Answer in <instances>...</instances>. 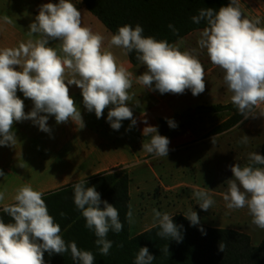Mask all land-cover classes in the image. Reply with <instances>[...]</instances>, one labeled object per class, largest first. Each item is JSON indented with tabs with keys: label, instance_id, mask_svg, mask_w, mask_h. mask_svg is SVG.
I'll use <instances>...</instances> for the list:
<instances>
[{
	"label": "clouds",
	"instance_id": "obj_1",
	"mask_svg": "<svg viewBox=\"0 0 264 264\" xmlns=\"http://www.w3.org/2000/svg\"><path fill=\"white\" fill-rule=\"evenodd\" d=\"M242 14L239 0H231L218 10L199 9L198 15L191 19L196 24L206 22L207 26L199 33L198 49L206 50L211 63L223 70L224 84L232 93L231 102L238 113L244 119L264 117V27L260 26L259 17ZM2 19L6 24L13 23L7 15ZM168 27L177 31L171 24ZM143 32L139 24L134 27L125 24L111 35L105 47V37L82 24L81 12L72 0L42 4L29 25L27 41L14 48L0 49V145L17 143L13 124L24 120H31L43 132L51 131L47 124L49 115L55 117L57 124L72 121L83 128L81 112L70 96L69 85L82 90L84 107L89 112L94 111L98 119L112 105L107 121L114 130L121 128L123 120H131L130 127L135 126L137 121L128 106L135 95L129 92L133 73L118 63L110 50L113 46L123 49L125 55L136 52V59L146 66V71L135 76V80L144 88L161 94H183L190 89L193 96L205 91V69L197 48L181 50L183 40L169 43L144 36ZM50 40H58V47L49 46ZM17 90L33 101L34 107L27 114ZM133 104L139 106L138 101ZM143 123L146 125L143 135L149 140L143 142L142 150L156 157H167L169 139L160 135L157 127L147 125L146 119ZM168 124L176 127L171 119ZM218 134L211 138L212 143ZM248 140L244 135L240 142L247 144ZM259 166H264V156L257 152L249 153L246 165L230 166L233 176L226 181L223 200L229 210L247 207L252 223L264 229V167ZM3 175L0 170V176ZM86 185L85 178L72 185L74 204L85 219V226L94 231L100 254L107 256L113 245V241L107 239L108 233L111 230L119 234L123 223L118 209L102 201L94 186ZM193 196L204 211L214 204L206 189L196 188ZM12 199L14 203L2 206L12 222L0 219V264H45V252L52 255L69 251L74 262L94 264L95 256L91 251L79 249L75 241L66 244L41 191L24 184ZM4 200L5 193L0 191V202ZM153 214L154 226L158 224L160 228L158 236L182 241L180 229L183 226L176 225L172 215L156 209ZM184 216L191 225L200 223L192 208ZM126 219L129 224L134 222L131 204ZM200 231L206 234L202 227ZM225 247L219 244L220 251ZM161 251L169 253L168 245ZM154 259L147 247H141L134 264H153Z\"/></svg>",
	"mask_w": 264,
	"mask_h": 264
},
{
	"label": "crops",
	"instance_id": "obj_2",
	"mask_svg": "<svg viewBox=\"0 0 264 264\" xmlns=\"http://www.w3.org/2000/svg\"><path fill=\"white\" fill-rule=\"evenodd\" d=\"M49 2L58 3L59 0H0V49L14 48L20 42H26L29 38L27 32L30 23L34 21L40 6ZM72 2L81 12L82 24L104 36L105 47H107L113 34L87 10L83 0H72ZM239 6L249 18L259 17L260 26L264 27V2L239 0ZM5 15L12 19V24L3 22L2 17ZM200 31H195L181 39L183 40L181 50L198 49L197 41H191V37ZM58 43V40H50L49 46L58 47ZM110 50L117 57L118 63L123 64L133 73V84L129 92L135 95L133 101H129L128 106L133 111V118L137 121L136 125L130 127L131 120H123L121 128L114 130L107 121V113L112 105H109L104 110L103 116L98 119L94 111L89 112L84 107L82 90L75 85L68 86L69 93L81 112L83 128L77 127L72 121L57 124L55 117L51 115L47 121L50 132L41 131L38 125L31 120L15 122L12 130L17 143L14 146L0 145V170L4 173L0 176V191L5 193V200L0 202V216H3L6 223L12 221L2 211L3 204L14 203L12 198L16 190L24 184H30L33 189L43 193L49 214L61 227L62 238L75 241L80 249L81 245L77 239L81 236V231L76 229V225L83 220V217L74 204L72 185L81 178L87 179L86 186H94L103 199L108 196L112 186H106L96 180L114 173L129 175L128 196L134 220L129 224V234L132 238L155 227L153 209L162 213L167 212L173 217L184 216L186 210L182 211V207L192 208L195 212L201 210L193 196L196 188L208 190L211 197L214 196L215 189L227 191V185L223 181L213 185L211 182L200 181L198 177L199 181L191 184L181 182L182 168L188 166L191 172L193 169L195 172L202 173L203 166L199 161L182 165L170 157H156L142 150L143 142L149 140V137L143 135V129L146 127L143 123L145 119L147 125L157 127L158 133L162 135L160 133L162 126L169 125L168 119L173 121L176 116H179L178 112L181 110L194 111L200 106L207 105H198L197 97L192 95L190 89H186L183 94H161L159 91L144 88L136 83L135 76L143 74L146 66L133 65L128 54L125 55L121 48L113 46ZM198 58L204 66L206 76L212 68L207 51L198 49ZM17 70H19L18 66ZM207 88L206 86L205 91L201 93L204 95L203 100H207V95H211V89ZM17 96L24 101L25 113L30 112L34 107L33 101L25 98L19 90H17ZM137 101L139 106L133 104ZM40 115L47 114L41 113ZM161 121L165 123L162 124ZM165 137L170 142L175 139L171 135ZM203 158V163L206 165L207 156ZM160 174L168 180H161ZM183 189L189 193H182ZM224 193H217L224 202L221 207L215 209L216 211H209L211 206L207 210L208 213L211 212V221L204 222L200 219V223L206 227L247 235L254 246L260 245L264 236L260 241L255 242L254 238L259 229L256 225L246 221L245 208L227 209L226 202L223 200ZM186 199H194V203L188 202L183 205L182 200L185 202ZM203 212L205 214L206 211L203 210Z\"/></svg>",
	"mask_w": 264,
	"mask_h": 264
},
{
	"label": "trees",
	"instance_id": "obj_3",
	"mask_svg": "<svg viewBox=\"0 0 264 264\" xmlns=\"http://www.w3.org/2000/svg\"><path fill=\"white\" fill-rule=\"evenodd\" d=\"M230 2L231 0H83L87 10L112 34L117 32L118 27L125 24L133 27L139 24L144 29V36L167 40L169 43H176L207 26L204 21L196 24L191 19L192 16L198 15L199 9L218 10ZM169 24L173 25L177 31L169 28ZM136 55L135 51L128 53L133 65L140 64ZM191 112L210 115L229 114L228 119L212 134L229 131L244 120L233 103L200 106ZM161 123L165 122L161 121ZM260 155L264 156V144ZM96 181L112 186L108 196L101 200H106L118 209L123 230L119 234L109 231L107 239L113 241V245L109 255L103 256L95 244L97 237L94 231L85 226V219L82 218L83 220L76 225V229L81 231V236L77 239L81 245L80 249L94 254V264H134L135 256L141 247H147L149 253L155 257L153 264H264V239L260 245L254 246L247 235L206 227L201 223L191 225L190 221L182 215L173 217L176 225L183 226L180 229L181 242L158 236L157 233L160 231L158 225L132 238L126 219L129 205V175L114 173ZM201 227L206 234H202ZM66 240L68 243L72 242L70 238ZM220 243L226 245L223 252L219 250ZM166 245H168L169 253L161 251ZM44 261L45 264H78L72 260L70 251L52 255L45 252Z\"/></svg>",
	"mask_w": 264,
	"mask_h": 264
},
{
	"label": "rangeland",
	"instance_id": "obj_4",
	"mask_svg": "<svg viewBox=\"0 0 264 264\" xmlns=\"http://www.w3.org/2000/svg\"><path fill=\"white\" fill-rule=\"evenodd\" d=\"M264 2V0H257ZM244 13V12H243ZM246 15V14H245ZM7 36V35H6ZM199 33L194 34L191 37V41H197ZM205 76V88L211 89V95H207V100H203L204 95H197V104L199 105H218L227 104L231 102L232 93L227 90L223 80V70L213 65ZM193 110H181L177 114L173 122L176 124L175 128L169 125H163L160 129L162 135H171L175 139L169 143L170 152L167 157L173 160L179 161L182 165H188L189 162L199 161L202 163L201 172H195L188 168H182L181 182L191 184L192 182L200 181L212 183L213 185L219 184L223 181L226 185V181L231 179L233 174L231 172L232 165L238 163L244 166L248 163V155L251 152H257L260 154L262 145L264 144V117H249L244 119L239 126L218 134L215 142L212 143V137L215 136L212 132L220 126L225 120L228 119L229 114L222 113L218 115L208 114H193ZM246 135L249 137L248 143H241L242 137ZM207 156L206 165L203 163L204 156ZM199 159V160H198ZM201 167V164L199 165ZM200 173V175H199ZM161 180L167 181L163 174H160ZM227 177V178H226ZM226 178V179H223ZM189 193V191L182 190V193ZM214 204L209 211H216L219 209L222 202L221 196L217 193L226 192L222 189H215ZM194 203V199L182 200V204ZM188 209L182 207V211ZM245 219L252 223V217L250 216L247 207H245ZM199 218L204 222L211 221V212H203L201 209L197 212ZM3 219V216H0ZM253 224V223H252ZM257 230L255 235V242L261 240L264 236V229Z\"/></svg>",
	"mask_w": 264,
	"mask_h": 264
},
{
	"label": "water",
	"instance_id": "obj_5",
	"mask_svg": "<svg viewBox=\"0 0 264 264\" xmlns=\"http://www.w3.org/2000/svg\"><path fill=\"white\" fill-rule=\"evenodd\" d=\"M242 16H247V15H245V14L243 13ZM247 17H248V16H247Z\"/></svg>",
	"mask_w": 264,
	"mask_h": 264
}]
</instances>
